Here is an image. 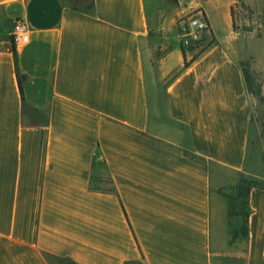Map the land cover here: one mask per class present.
I'll return each instance as SVG.
<instances>
[{"label": "crops", "instance_id": "1", "mask_svg": "<svg viewBox=\"0 0 264 264\" xmlns=\"http://www.w3.org/2000/svg\"><path fill=\"white\" fill-rule=\"evenodd\" d=\"M235 1L0 0V264H264Z\"/></svg>", "mask_w": 264, "mask_h": 264}, {"label": "rangeland", "instance_id": "2", "mask_svg": "<svg viewBox=\"0 0 264 264\" xmlns=\"http://www.w3.org/2000/svg\"><path fill=\"white\" fill-rule=\"evenodd\" d=\"M232 13L235 29L242 33L245 41H248V47L256 53L259 50L262 51L264 49V4L259 0H236L232 6ZM195 17L199 16L190 13L183 20ZM187 31L190 32L189 47L197 48L200 52L208 45L209 41H204L202 31H198L197 34L193 30L188 29ZM196 35L198 38L195 37ZM246 61H249L248 67L256 79V88L260 86L264 94V75L257 58L252 56ZM256 98L258 101L257 115L264 121V102L259 97L256 96Z\"/></svg>", "mask_w": 264, "mask_h": 264}, {"label": "built area", "instance_id": "3", "mask_svg": "<svg viewBox=\"0 0 264 264\" xmlns=\"http://www.w3.org/2000/svg\"><path fill=\"white\" fill-rule=\"evenodd\" d=\"M183 23L185 32L184 43L186 45H188L190 41V32L187 31L188 29L193 30L197 34L198 31H201L206 28V24L200 19V17L189 18L188 20L183 21ZM11 37L15 45L23 44L28 41V26L23 19H17L14 22L11 31ZM195 37L198 38V35H196Z\"/></svg>", "mask_w": 264, "mask_h": 264}, {"label": "trees", "instance_id": "4", "mask_svg": "<svg viewBox=\"0 0 264 264\" xmlns=\"http://www.w3.org/2000/svg\"><path fill=\"white\" fill-rule=\"evenodd\" d=\"M234 25H235V22H234ZM14 51L16 52L15 45H14ZM242 64H243V67H244V73H245V77H246V80H247L249 91L252 94H254L255 96L259 97L260 100L264 102V94H263V92L261 90V87L258 86V88H256V82H255L256 79H255V77L253 76V73L251 72V70L248 67L249 66V61H245ZM18 78H19L20 89H21V92L23 93V84H24L25 77L18 72ZM253 182H255V181H253ZM248 186H250V185H248ZM245 188H247V186L240 187L241 194L246 192Z\"/></svg>", "mask_w": 264, "mask_h": 264}]
</instances>
